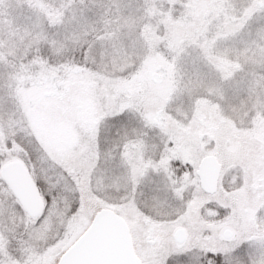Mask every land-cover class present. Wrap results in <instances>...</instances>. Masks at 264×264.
<instances>
[{
  "label": "snow or ice",
  "instance_id": "6c2138e0",
  "mask_svg": "<svg viewBox=\"0 0 264 264\" xmlns=\"http://www.w3.org/2000/svg\"><path fill=\"white\" fill-rule=\"evenodd\" d=\"M0 264H264V0H0Z\"/></svg>",
  "mask_w": 264,
  "mask_h": 264
}]
</instances>
